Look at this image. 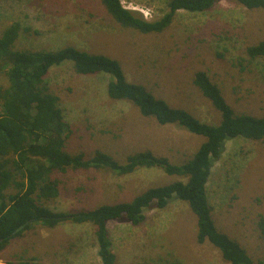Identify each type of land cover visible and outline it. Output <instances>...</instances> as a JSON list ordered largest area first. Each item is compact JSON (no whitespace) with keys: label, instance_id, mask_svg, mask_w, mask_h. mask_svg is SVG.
I'll list each match as a JSON object with an SVG mask.
<instances>
[{"label":"rangeland","instance_id":"rangeland-1","mask_svg":"<svg viewBox=\"0 0 264 264\" xmlns=\"http://www.w3.org/2000/svg\"><path fill=\"white\" fill-rule=\"evenodd\" d=\"M168 0H121L148 19L161 17ZM20 26L15 48L53 50L72 45L118 60L126 79L143 85L170 106L208 124L219 112L193 83L204 70L236 114L264 115V59L251 60L246 47L264 40V9H248L219 0L203 12L179 10L161 32L140 33L117 23L100 0H0V33ZM109 75L77 73L67 61L50 68L46 80L59 97L70 135L66 150L87 157L96 151L124 162L149 150L171 163L188 160L204 140L175 124L160 125L142 116L127 100L108 97ZM0 85L7 86L0 70ZM58 196L47 202L54 211H77L130 201L150 187L185 177L159 167H139L125 175L101 168L69 169L59 174ZM207 194L217 229L237 241L254 261L264 264V240L256 221L264 215V139L227 140L211 169ZM144 220L107 223L115 264H228L220 251L196 239V220L187 202L174 198L152 206ZM94 226L60 223L35 226L13 239L0 264L31 259L33 264H102Z\"/></svg>","mask_w":264,"mask_h":264},{"label":"trees","instance_id":"trees-1","mask_svg":"<svg viewBox=\"0 0 264 264\" xmlns=\"http://www.w3.org/2000/svg\"><path fill=\"white\" fill-rule=\"evenodd\" d=\"M218 1L168 0V10L161 17L146 20L140 13L125 8L121 0H100L117 23L140 33L161 32L179 10L203 12ZM234 1L248 9H264V0ZM19 30L20 26L12 23L0 33V70L7 78V86L0 85V255L13 239L35 226L53 228L64 222L89 223L95 228L101 263L115 264L107 223L125 220L137 225L144 220L147 208H163L177 198L187 202L195 216L199 243L208 242L216 247L228 264H263L254 261L237 241L217 229L207 183L227 140L264 139V115L236 114L206 72L197 70L193 74L194 85L220 115L217 124L202 122L188 111L155 97L143 85L128 81L120 62L114 58L72 45L53 50L15 48ZM245 53L251 60L264 59V40L246 47ZM67 61L79 74L109 75L106 85L109 98L130 101L142 116L153 117L160 125L175 124L204 140L180 164L149 150L130 154L124 162L102 151L90 157L82 152H68L66 140L71 132L70 124L59 97L50 91L46 80L51 67ZM139 167H159L168 175L183 176L186 180L150 187L130 201L90 209L54 211L47 205L59 194L58 175L69 169L105 168L125 175ZM256 226L264 240V215L259 216ZM6 264L33 263L31 259H19L18 263Z\"/></svg>","mask_w":264,"mask_h":264},{"label":"built area","instance_id":"built-area-1","mask_svg":"<svg viewBox=\"0 0 264 264\" xmlns=\"http://www.w3.org/2000/svg\"><path fill=\"white\" fill-rule=\"evenodd\" d=\"M141 12H142V16H143L144 19L151 20V19H148V17H147V15L149 14L148 11L141 10Z\"/></svg>","mask_w":264,"mask_h":264}]
</instances>
